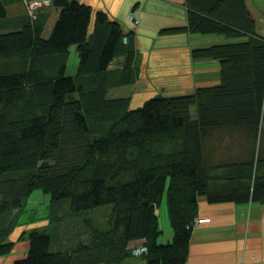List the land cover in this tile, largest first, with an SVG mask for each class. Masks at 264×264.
<instances>
[{
  "label": "trees",
  "instance_id": "obj_1",
  "mask_svg": "<svg viewBox=\"0 0 264 264\" xmlns=\"http://www.w3.org/2000/svg\"><path fill=\"white\" fill-rule=\"evenodd\" d=\"M20 1L0 0V255L14 245V210L35 190L71 214L109 205L106 222L86 218L83 233L55 249L31 229L12 264H122L137 239L145 264H186L200 197L264 202V37L241 0H187L189 30L249 34L193 50L219 60L218 84L133 107L130 96H107L138 78L133 36L120 23L96 11L89 31V5L50 0L58 14L45 37L49 11L9 15ZM165 189L172 238L161 243Z\"/></svg>",
  "mask_w": 264,
  "mask_h": 264
},
{
  "label": "crops",
  "instance_id": "obj_2",
  "mask_svg": "<svg viewBox=\"0 0 264 264\" xmlns=\"http://www.w3.org/2000/svg\"><path fill=\"white\" fill-rule=\"evenodd\" d=\"M77 1L91 8L89 31L95 12L103 11L133 36L139 71L132 84V107L152 96L182 95L218 84L221 78L219 60L194 56L193 50L242 41L249 36L242 32L228 36L189 30L186 27L190 10L187 0ZM239 11L244 18L249 17L253 21L255 32L264 37V0H241ZM57 14L58 9L55 8L54 15L47 19L43 36L49 35ZM71 51H75V46L70 47ZM161 230L158 241H170V224ZM8 237L14 242L10 235ZM141 244V239L130 242L131 249ZM27 248V239L21 245L14 242L9 253L0 255V264H12L14 259L26 253ZM122 264H145V260L141 255H129ZM186 264H264V202L211 203L200 197Z\"/></svg>",
  "mask_w": 264,
  "mask_h": 264
},
{
  "label": "rangeland",
  "instance_id": "obj_3",
  "mask_svg": "<svg viewBox=\"0 0 264 264\" xmlns=\"http://www.w3.org/2000/svg\"><path fill=\"white\" fill-rule=\"evenodd\" d=\"M33 1L21 0L19 3L8 5V14L11 16L19 14L33 17L38 8H46L50 12L49 15H54L55 7L52 6L50 0H40L38 3H33ZM76 62L77 53L76 51H71L67 65V70L70 73L74 71ZM132 88V84L112 87L108 90L107 96H130ZM190 114L195 115L194 105L190 106ZM109 208V205H104L83 214H71L66 205H61L59 208L55 207L51 204L49 194L35 190L29 195L21 208L14 210L9 235L14 242L21 245V242L27 239V234L31 229L44 231L51 236V246L52 249H55V246H59L60 243L64 242L65 236L73 239L77 234L83 233V223L86 218L104 226ZM157 214L160 227L162 229L167 228L169 223L166 206V189L157 207ZM7 239L9 240V237Z\"/></svg>",
  "mask_w": 264,
  "mask_h": 264
},
{
  "label": "built area",
  "instance_id": "obj_4",
  "mask_svg": "<svg viewBox=\"0 0 264 264\" xmlns=\"http://www.w3.org/2000/svg\"><path fill=\"white\" fill-rule=\"evenodd\" d=\"M40 0H34L33 3H38ZM129 19H132V16L129 15ZM136 21V20H135ZM146 250V246L141 244L131 249V254L133 255H141Z\"/></svg>",
  "mask_w": 264,
  "mask_h": 264
}]
</instances>
